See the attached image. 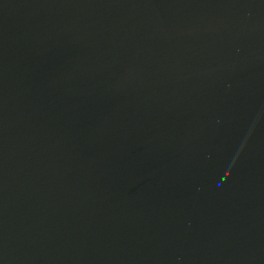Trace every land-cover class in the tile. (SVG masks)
I'll return each mask as SVG.
<instances>
[{
    "label": "water",
    "instance_id": "obj_1",
    "mask_svg": "<svg viewBox=\"0 0 264 264\" xmlns=\"http://www.w3.org/2000/svg\"><path fill=\"white\" fill-rule=\"evenodd\" d=\"M0 264H264V0H0Z\"/></svg>",
    "mask_w": 264,
    "mask_h": 264
}]
</instances>
